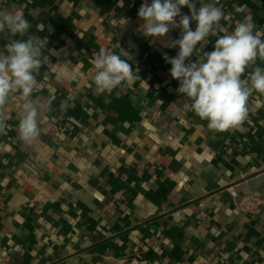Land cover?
Here are the masks:
<instances>
[{
    "label": "crops",
    "instance_id": "obj_1",
    "mask_svg": "<svg viewBox=\"0 0 264 264\" xmlns=\"http://www.w3.org/2000/svg\"><path fill=\"white\" fill-rule=\"evenodd\" d=\"M142 3L0 0V10L30 23L16 38H38L49 59L31 97L41 106L38 138H19L22 99L4 107L0 252L12 264H264V205L254 214L234 205L248 193L264 197V94L250 95L239 126L210 130L183 108L164 59L177 55L165 44L181 29L145 37L135 21ZM217 6L216 35L191 62L245 19L264 38V0ZM7 42L0 35V48ZM101 48L123 49L140 79L98 91L88 70Z\"/></svg>",
    "mask_w": 264,
    "mask_h": 264
},
{
    "label": "clouds",
    "instance_id": "obj_2",
    "mask_svg": "<svg viewBox=\"0 0 264 264\" xmlns=\"http://www.w3.org/2000/svg\"><path fill=\"white\" fill-rule=\"evenodd\" d=\"M143 0L138 17L143 21L140 31L145 37L163 38L174 28L181 29L178 39L166 43V47H178L175 57L164 56L171 64L170 75L179 82L177 92L186 98L183 105L202 121H207L210 130L224 132L239 126L248 115V100L255 91L264 94V68L257 66V59L264 61V38L254 31L248 19L238 22L230 34L220 35L214 50L206 52L200 61L191 62L223 17L217 0ZM187 7L190 15H181ZM179 20L177 21V18ZM196 22L195 30L190 27ZM30 23L23 14L0 10V35L8 42L0 48V133L6 128L4 107L13 97L24 102L20 107L17 125L19 138L30 143L38 138L40 129L37 117L41 106L32 102L37 88V75L47 56L42 54L38 38L24 36ZM128 53L120 48L119 54L101 48L94 53L91 64L94 68L93 83L100 92H112L123 83L140 79L128 60ZM186 61L189 63L186 64ZM251 68L246 78V69ZM67 108L66 103L61 105Z\"/></svg>",
    "mask_w": 264,
    "mask_h": 264
},
{
    "label": "built area",
    "instance_id": "obj_3",
    "mask_svg": "<svg viewBox=\"0 0 264 264\" xmlns=\"http://www.w3.org/2000/svg\"><path fill=\"white\" fill-rule=\"evenodd\" d=\"M195 1L199 2V0H195ZM135 21L138 23L143 22L138 17V14H137ZM108 50L111 51V48H109ZM92 59L93 58L89 60L90 64H91ZM93 70L94 68H93V65L91 64L88 72L90 73ZM234 205L239 211L243 213L254 214L260 209L262 205H264V197H260V196L248 193V194L241 196L240 198L235 199ZM0 264H12V258L8 254L0 252Z\"/></svg>",
    "mask_w": 264,
    "mask_h": 264
}]
</instances>
